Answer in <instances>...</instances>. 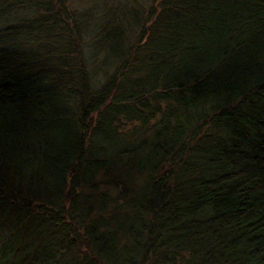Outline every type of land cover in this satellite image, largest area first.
<instances>
[{"label": "trees", "instance_id": "obj_1", "mask_svg": "<svg viewBox=\"0 0 264 264\" xmlns=\"http://www.w3.org/2000/svg\"><path fill=\"white\" fill-rule=\"evenodd\" d=\"M116 1L0 0V264H264V0Z\"/></svg>", "mask_w": 264, "mask_h": 264}, {"label": "rangeland", "instance_id": "obj_2", "mask_svg": "<svg viewBox=\"0 0 264 264\" xmlns=\"http://www.w3.org/2000/svg\"><path fill=\"white\" fill-rule=\"evenodd\" d=\"M110 1L112 0H69L71 7H74V9H76L77 11L90 9V11H92L94 14L100 15L104 12L109 11L108 9L110 8H107L106 6L110 4ZM132 3L137 7L140 6L141 8H143L142 4H148V0H133ZM113 9L116 13H120V15H124L126 17L130 15L129 5L126 3L125 0L116 1L115 5L112 7V10ZM87 38L88 36L85 37V39Z\"/></svg>", "mask_w": 264, "mask_h": 264}]
</instances>
